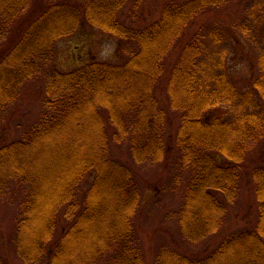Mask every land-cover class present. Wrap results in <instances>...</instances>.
I'll list each match as a JSON object with an SVG mask.
<instances>
[{"label": "trees", "instance_id": "trees-1", "mask_svg": "<svg viewBox=\"0 0 264 264\" xmlns=\"http://www.w3.org/2000/svg\"><path fill=\"white\" fill-rule=\"evenodd\" d=\"M28 1L0 0V38ZM83 1L89 22L121 39L123 60H91L51 73L41 123L24 139L0 146V194L12 181L28 187L15 237L28 263L97 264L111 253L112 264H145L132 220L140 193L130 168L111 158L110 142L128 144L138 162L162 160L172 135L158 94L163 89L169 108L180 112L173 141L189 178L177 211L181 230L192 240L216 232L227 210L222 198L232 202L237 197L245 155L264 137V35L259 73L246 86L232 82L223 54L210 52L205 33L181 48L167 74L165 61L175 43L217 0L171 2L158 19L141 27L117 18L120 0ZM80 19L79 6L50 1L22 36L0 50V112L50 53L53 40L70 33ZM220 105L227 106L226 115H206ZM87 171L95 174L80 201L75 190ZM252 179L259 201L254 227L231 232L199 258L165 246L153 264H264V166L253 169ZM61 207L71 223L48 247ZM0 264H9L2 255Z\"/></svg>", "mask_w": 264, "mask_h": 264}, {"label": "rangeland", "instance_id": "rangeland-1", "mask_svg": "<svg viewBox=\"0 0 264 264\" xmlns=\"http://www.w3.org/2000/svg\"><path fill=\"white\" fill-rule=\"evenodd\" d=\"M50 1L54 0H29L19 9L9 33L5 38H0V50L6 51L5 48L22 36L34 16ZM66 1L79 6L81 19L70 33L53 40L50 53L42 56L37 63L38 68L17 86L14 99L0 112V146L24 139L32 128L41 123L45 85L54 70H69L91 60H123L121 39L89 22L84 15L83 0ZM175 1L182 0H120L116 16L129 27H141L158 19L162 9ZM198 33H205L210 52L223 54L225 71L232 82L238 87L246 86L259 73L258 64L264 35V0H217L216 4L202 10L188 24L183 36L168 54L165 61L167 74L170 71V63L175 60L181 48ZM210 33L213 37H210ZM216 38H219V43L212 44ZM214 56H218V53ZM161 84L164 86V82ZM162 90L158 91V94L168 110L166 128L168 127L172 134L168 139L171 144L169 153L160 161L138 162L131 154L128 144H109L111 158L130 168L140 193V204L132 220L134 242L142 250L145 264H153L159 250L165 246L193 257H203L231 232L254 227L259 217V201L255 193L252 171L255 167L264 166L262 137L251 145L242 162L237 197L228 202L221 195L227 205L221 228L198 240L187 238L181 230L177 215L189 180L188 171L178 164L179 151L173 141L174 128L178 125L180 112L169 108L167 97ZM227 112V106L220 105L211 108L206 115L214 118L224 116ZM94 174L95 172L87 171L77 185L75 197L80 201L87 194ZM27 190V185L12 181L6 191L0 194V255L9 264H44L47 261L45 259L28 263L16 249V223L21 215V203ZM63 214L64 209L61 207L57 213V227L53 238L47 242L48 247H52L70 226L71 220ZM47 258L49 259V255ZM97 264H112V254L103 255Z\"/></svg>", "mask_w": 264, "mask_h": 264}]
</instances>
